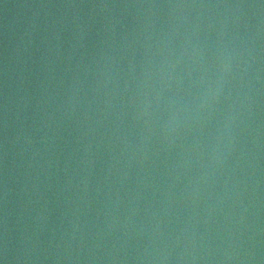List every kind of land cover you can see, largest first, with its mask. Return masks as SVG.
<instances>
[{
  "label": "water",
  "instance_id": "water-1",
  "mask_svg": "<svg viewBox=\"0 0 264 264\" xmlns=\"http://www.w3.org/2000/svg\"><path fill=\"white\" fill-rule=\"evenodd\" d=\"M0 264H264V0H0Z\"/></svg>",
  "mask_w": 264,
  "mask_h": 264
}]
</instances>
